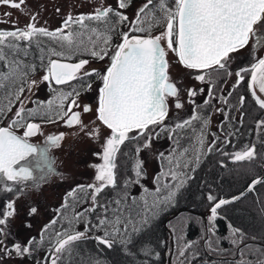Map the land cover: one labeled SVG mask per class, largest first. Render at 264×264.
Segmentation results:
<instances>
[{"label":"rangeland","instance_id":"1","mask_svg":"<svg viewBox=\"0 0 264 264\" xmlns=\"http://www.w3.org/2000/svg\"><path fill=\"white\" fill-rule=\"evenodd\" d=\"M14 2L19 3V0H14ZM168 2L169 5H172V0H168ZM145 3H147V0H131L128 7L124 9H120L118 7V0H24V3L20 8L12 7L10 4L0 3V30H15L16 28L23 29L27 24L32 22L31 17L35 16V24L37 27H44L52 31L62 27L63 21L69 13H71L73 17H76L81 14H92L95 9L99 7L111 6L115 11H119L126 15L128 20L119 22L115 16L109 17L108 22H106V27L110 28L112 31L109 32L107 29L106 31L102 30L99 32L101 34L107 33L111 36L110 41L106 45L107 47L102 43L103 35L100 37L96 36L99 41L98 45L100 49L101 47L106 48L107 55H105L103 59H99L97 57L90 56L93 48H85L89 53V57H87L88 64L84 71L90 72L92 69H96L100 75H103L107 67L110 65V58L114 54L116 46L122 42L123 33L127 32L129 33V36L149 34L155 36L164 31V23L154 24L150 33H140L131 30L132 21L135 20L138 9ZM155 4L156 0H153V5L149 6L150 9L154 8ZM57 9H59V11H57ZM160 15L161 13L157 10L156 16ZM90 22L98 23V21ZM86 24L88 25L89 22H86ZM143 26L147 28V22H145ZM78 29H81V27L79 26L78 28L66 29L65 31L67 32L72 30L74 32H78ZM120 30L122 31V34L116 37L117 40L116 43H114L112 33L113 31L119 32ZM93 34L94 33L92 32L87 33L88 37ZM49 39L45 36L41 39L37 37L34 38L32 42L37 44V46H40L38 41L45 40V42H49V46H52L50 49L54 48L56 51H60L61 49L59 43L52 38ZM22 42L26 41H16V43L19 44V48L14 49L15 51L20 49ZM245 49L248 50L247 52H251L247 59L245 57L243 58L246 62L248 61V63L250 61H255L256 58L259 59L264 57V45L259 46V49L256 50L251 45H248ZM240 50L242 49L239 48L235 50L236 52L234 51L230 53V56L234 57ZM28 54L32 55L34 52L29 50ZM76 54L77 53H74L73 55ZM73 55L71 54V56ZM167 59L170 65L169 75L172 82H174L178 88L179 102L182 104V107L177 108L175 106L176 104L174 100L177 101V97H169V102H167L168 113L161 124L165 130L160 131L158 136H154L152 133L153 137H151L150 147L141 148V155H143L144 158L145 172L141 177H139V182H136L137 177L134 181H132L133 197L136 202L141 201L144 205L143 207L146 209V212L148 211L151 215H155L161 211L160 203L158 206L157 202H159L160 198L165 197L164 195H160L159 197L157 196V188H159V191H163L164 193L166 191L167 194H169V192L175 191V185L180 181H184L183 184L189 183L192 178V174H196L197 176L198 167L202 161L205 160L209 150L207 148L210 144L214 140H219L218 137L220 133L223 132V136L220 139L223 140L227 132H229V125L231 122L225 115H229V113H227V108H230V114L232 117L236 116L239 118L242 112V121H246L243 123L244 126L251 125L253 116L257 113L256 108L248 105L250 103V98H246L247 105L240 104L239 97L236 95L229 96L230 92L225 89L226 86L231 88V86L234 85L237 79L236 71L238 70L240 62H237L235 59L227 61L231 62L228 64V73L227 69H213L210 71L209 69H188L181 65L176 54L170 50L168 51ZM17 63L18 61L14 64ZM224 63L226 62L224 61ZM9 69L11 70V68ZM46 70L47 68L41 69L36 73H29L26 78L24 77V79L21 80L20 83L15 81V93L21 87H23L24 91L19 95L18 99L16 97L10 105L7 104L5 115L0 119V127L9 126L10 122L15 118L16 111L21 106V101L23 102L25 109H36L39 107V114H42V112L46 109L47 102L49 100H54L55 102L52 108L54 111L59 110V100L56 98L58 94L61 93V90L57 89L53 85L52 81L51 86L49 82L42 81L41 78L46 74ZM197 75H204L205 80H197L195 78ZM17 76L14 80L17 79ZM207 76L209 80L207 79ZM213 77L214 79L216 77H220L222 79L218 80V83L217 80L213 79ZM32 81H36L37 83L33 85ZM94 82L95 84L93 85L97 84L96 89L102 83L101 79L97 75L94 77ZM199 83H201L200 86L198 85ZM204 83H207L208 85L204 87ZM213 83L216 84L213 91L214 93L212 92L211 96H209L208 93L206 96V91L208 92V90L211 89ZM194 87L197 88L195 90L197 94L194 96L193 101L188 95V92L189 90H193ZM87 89H89V87ZM201 89L203 91H201ZM233 91H237L239 95L242 93L241 90L237 89ZM221 93L225 97H228V99H230V97H234V99L229 103L232 107H229L228 103H224L221 100ZM216 94L220 95L217 96ZM208 97L209 103L205 104L204 100L206 98L208 100ZM86 99V95L81 94L78 101L83 102ZM38 101H42L44 104L38 105L37 103H34ZM65 111H68V107ZM194 112L197 115H202L200 116V119L202 120L199 123L200 129L192 128L189 130L190 132H188V134L185 133L182 134L183 136H174L173 138H170L169 135L173 130L179 132V129H175L176 124L182 123L184 120H187L188 117L191 118ZM221 119L222 124L220 123ZM226 119H228V121ZM81 120L85 126L83 128L78 125L71 127L64 126V120L58 119L55 115L52 119L37 122L40 124V132L28 139L40 145V152L47 147V158L45 159L42 157L40 153L36 157H29L28 161L30 165L35 166L36 170V176L33 179L18 181L8 180V182L1 186L0 218H3L2 214L8 211L7 205L9 203L13 204L15 211L14 215L8 218L7 224L3 226L6 229V236L0 237V239H3L4 241L3 244H0V264H51V259L54 258V255L59 256L61 254H55L57 233L62 234L60 238H63L71 233L84 232L87 222V215L84 208L87 205L91 207L93 203L92 200L87 203V200L85 201L84 197L89 191L92 192V190L85 189V191L82 192L78 191L77 193L79 194L76 193L75 196L68 197L67 202H65V197L67 193L73 188H76L77 185L97 183L94 180L96 170L91 167V165L102 163L100 157L94 154L102 152V145L105 138L110 134V130L96 119L95 111L88 112L86 114L84 112ZM205 120L208 121L207 128L205 127ZM29 121L31 120H26L25 123ZM217 123L219 124L218 126H216ZM14 128L17 132L23 135V127ZM153 128L155 131V126H153ZM95 129L99 130L98 137L88 135V133L93 132ZM53 133L65 134L63 140L60 141L59 146H54L47 142V136L51 134L53 135ZM263 133L264 132H260V136ZM129 135L132 137V144L134 143L138 147L140 145L141 147L144 145L145 142H143V140H139L138 142L135 141L142 135L140 130H133L129 133ZM202 136L203 143L201 144L200 141ZM258 148L260 155L258 158L264 159V148ZM161 153H163V157H161ZM118 155L119 153L117 154V157ZM197 156H199L198 164L196 163ZM258 158L256 161H258ZM244 166L248 169L251 167L247 166V164ZM260 169H262V167H258V170ZM172 172L176 173V180H173L171 175ZM243 172L246 173V171ZM249 174V179L261 175V173L255 174V171H249ZM158 175L160 176V179L157 182L156 177ZM243 175L245 174L243 173ZM3 178L2 174V176H0V180L2 181ZM9 188L11 191H8ZM263 189L264 187H260L261 191H263ZM151 198H154L156 202L153 201L150 203ZM262 198L263 202L264 197ZM33 207L37 209V212L30 214V209ZM209 209L206 215L211 214L209 213ZM253 210L255 211L254 214H257V209L255 207ZM175 215L176 216L167 222V227L174 233V251L172 253L171 261L173 264H193L192 260L196 257V255H193L189 246L186 247V245H191V241L186 238L185 233V228L187 224L191 222L190 220H192L193 217H187L186 213H176ZM207 219L205 222V228H207L206 236H210L209 233L213 231V226L217 224L214 221L210 223L209 219ZM53 220H55L54 224L51 223ZM237 221L242 223L241 225H243L242 228L244 231L249 232L252 235L244 234L245 236H243L239 232L234 234L232 228L228 227V232L220 237L219 241H221V243L216 246L214 252L219 251L217 255L222 256L236 255L240 248L239 245L249 240L248 238H252V240L257 241L258 243L249 244V247L246 249L245 245L243 250L245 249L246 252L243 253L246 256H251V253H253V256H259V258H262L261 261H264V247L262 246L264 243L261 244L264 242V229L262 232L259 231V226H256L257 228H255L245 221L244 223L239 219ZM195 223L204 226L203 220H201V222L195 221ZM45 225H49V227L45 229ZM233 225L235 226L236 222ZM41 236H43L42 242L44 240L45 245L43 248L38 247L37 251H34V249L31 248L32 250L30 254L18 256L12 249V246L17 242L27 246V242L31 238H35L40 244ZM206 236L205 238H207ZM260 240L261 243L259 242ZM47 242H53L54 248L50 249L51 246H49V244L47 245ZM4 249H8L9 252L4 251ZM181 250H183V255H181ZM170 251L171 249H168L166 252L168 255L166 256V264L169 263L167 260L169 259Z\"/></svg>","mask_w":264,"mask_h":264},{"label":"snow or ice","instance_id":"2","mask_svg":"<svg viewBox=\"0 0 264 264\" xmlns=\"http://www.w3.org/2000/svg\"><path fill=\"white\" fill-rule=\"evenodd\" d=\"M131 0H118V7L124 9L128 7ZM0 3L10 4L15 8H20L24 0H19V3L14 0H0ZM153 0H147V3L142 5L137 13L135 20L132 21V31L134 32H149L154 24L164 23V31L160 34L152 35H132L125 32L122 34V42L116 46L114 54L110 58V65L107 67L103 75L96 69L90 72H83V76H91L96 74L102 81V86L99 88L97 97V106L95 108L96 119L110 130V134L105 138L102 145V152L95 153L102 160V163L93 164L96 170L94 177L95 182L88 185H77L69 191L65 197L67 202L68 197H73L78 191H85L91 189V199L95 202L97 194L101 193L106 187L116 186V172L117 168L116 158L120 151L121 145L126 141L132 139L129 133L133 130H140L141 134L149 129V126L162 124L168 113L166 100L168 97H177L176 107L181 108L182 104L179 102L178 88L172 82L169 75V61L167 59L168 51H172L178 57L181 65L188 69L206 70L214 66L225 68L224 60L229 57V54L248 44L250 38L254 39L257 46L264 45V0H172V5H169L168 0H156L154 8ZM161 13L156 16V11ZM59 11V9H57ZM110 14L114 15L119 22L128 20V17L119 11H115L111 6L96 8L92 14H81L73 17L71 13L63 21V25L55 30H48L44 27H37L35 24L36 17H31L32 22L26 25L25 28H16L15 30H0V60H5L4 48L18 49L19 44L16 41H26L29 44L34 38L45 36L54 39L60 45V51L54 48L48 50L49 57H67L74 54L83 44V40L76 43L77 37H82L83 32H74L72 26L79 25L81 29H87L88 25L85 21H99L108 22ZM147 22V28L143 25ZM260 25V29H256V25ZM97 37L103 35L102 43L106 46L111 39L107 33L101 34L97 29L90 30ZM111 29H109V32ZM89 42L95 45L96 41L89 36ZM163 42V43H162ZM75 44V48H74ZM43 52L44 50L41 49ZM25 55L27 51L25 50ZM91 55L99 59H103L107 55L106 48H101L99 51L93 47ZM43 61L44 56L40 57ZM88 64L87 60L81 59L78 63H67L61 59H48L46 74L41 78L42 81L50 83L54 81L57 85L67 84L81 76V70ZM18 67V65H17ZM35 69V65L31 66ZM16 70H12L9 74L0 73V88L4 87L3 81L9 79L10 76H16ZM26 76V73L19 72V77ZM239 84L244 77L237 73ZM197 80L204 81V75H197ZM251 80L253 85L259 86V91L264 93V58L259 59L258 63L252 65ZM15 81H13L14 83ZM37 82L32 81L35 85ZM252 85H250L251 87ZM87 87H91L87 85ZM24 91L23 87L16 92L17 99ZM201 91H203L201 89ZM195 90H189L190 97L196 96ZM73 95L78 96L79 92L73 89L72 92L59 93L57 98L59 100L58 111H54L52 106L54 100H49L45 109L46 114L55 115L58 119L64 120V123L69 127L78 125L85 127L81 120V112L72 111V107H79L75 99L72 100L68 106V111H64V101ZM212 95L209 89V96ZM231 93H229V96ZM255 95V91H253ZM224 103H227L225 97H221ZM256 102L261 108H264V99L256 97ZM38 105H43L44 102H34ZM209 101L206 100L205 104ZM240 103H244V97L240 98ZM93 109L90 105H83V112L88 113ZM4 109L0 108V112ZM40 113V108L25 109L21 101L20 108L15 113V118L7 127H0V173L5 174L9 180H17L18 178L28 179L32 176V170L21 167L17 169L14 167L20 161L38 152L37 146L29 143L28 137L34 136L40 132V124L34 122H27L29 117ZM227 116V114H225ZM200 119V116L193 114V116L184 120L182 123H177L176 128H183L190 125L193 120ZM205 126L208 121H204ZM14 127H23V135L16 134L13 131ZM257 128H264V119L258 121ZM163 130V129H162ZM64 133L47 136V142L54 146H59L60 141L64 138ZM90 136H99V130L95 129L88 133ZM151 137L145 141L143 147H150ZM201 144L203 143V136L201 137ZM140 147L136 148L139 153ZM212 149L209 148V151ZM47 147L40 152V155L47 158ZM163 157V153L160 154ZM256 155L255 146H246L244 150L237 151L232 154L235 161H251ZM142 161L137 160L134 166L137 181L142 176ZM196 163H199V156L196 157ZM39 166V165H37ZM173 180L177 179L175 172L171 173ZM160 176L156 177L157 182ZM129 181H125L128 184ZM184 181H180L175 185V191L169 192L165 197L166 201H171L178 191L183 186ZM264 183V178L253 179L248 185L247 191L254 190L257 184ZM8 191H11L9 188ZM159 192V188H157ZM240 196H233L231 199H219L209 194L208 200L215 203L210 209L209 222L215 221L218 215V210L222 206L239 200ZM120 203L119 200L116 201ZM8 211L2 214L0 218V237L6 236V229L3 227L7 224L8 218L14 215V206L12 203L7 205ZM88 209L87 211H93ZM59 211V210H58ZM37 212L35 207L30 209V214ZM82 215V214H77ZM120 217L117 216L114 221H109L107 218L100 219L99 225L104 226L103 236H96L95 240L108 248H112L114 244L119 243L124 250L129 251L128 245L133 243L132 234L127 232V225H125V235L117 236L120 233ZM51 223H55L53 220ZM140 225L148 223V217L145 216L139 221ZM111 224V229L108 225ZM49 225H45L47 229ZM141 229L133 227L132 232L137 233ZM87 231V229H86ZM85 232H75L72 235H66V238H60L62 234L57 233L55 254L62 253L70 249L73 242L86 238ZM233 233L239 232V229H233ZM43 239V236H41ZM3 239H0V244H3ZM35 238H31L27 242V246L17 242L12 246V249L18 256H24L31 253V246L34 244ZM190 245H186L188 247ZM146 251L147 250L142 249ZM4 251L9 252L8 249ZM183 255V250H181ZM59 256L51 259V264H57ZM96 264H99L97 261ZM260 264H264L261 261Z\"/></svg>","mask_w":264,"mask_h":264},{"label":"trees","instance_id":"3","mask_svg":"<svg viewBox=\"0 0 264 264\" xmlns=\"http://www.w3.org/2000/svg\"><path fill=\"white\" fill-rule=\"evenodd\" d=\"M113 16L114 15L110 14V17ZM86 22H89L90 24H88L87 29L77 30L78 32H83L84 35L82 37H77L76 43L82 39L83 44L80 45L79 49L74 52L77 53L76 55L72 54L73 56H69L73 59L89 57V53L85 48L95 47L97 51L100 50L98 45L99 41L97 40L95 34L92 35L93 37L91 36L93 41H96L95 45L89 42L87 33L91 32L90 30L92 28L97 29L98 32L110 29L106 27V22L103 23L98 21V23H91L90 21H85V23ZM78 27L79 25L75 24L72 26V28ZM117 31H113L112 33L114 43H116V37L122 34L121 30L119 32ZM41 38L42 37L39 39ZM38 42L40 46H37V44H34L33 42L30 44L29 42H22V45L18 51L9 49L7 47L4 48L6 58L5 60H0V73L9 74L12 70H16L17 75L22 71L26 73V76L19 77L16 80H14V78H16L17 75L13 77L10 76L8 80L3 81L5 86L0 88V108H3L4 111L0 112V119L5 115L7 104L10 105V103L16 98L14 88L15 82L13 83V81H18L20 83L21 80L24 79V77L26 78L29 73H36L41 69H46L48 59L55 58V56L49 57L48 50L50 48L49 44L47 46L45 43V40ZM41 49L44 51L42 52ZM25 50L27 51V55H25ZM29 50L33 51L34 54H28ZM41 56H44L43 61L40 59ZM90 56L92 55L90 54ZM16 61H18V63L14 64ZM32 65H35L34 70L31 69ZM9 68H11V70ZM52 117L53 116H44L40 117L39 119L47 120L52 119ZM154 126L155 131L153 126H149V129H147L135 141L138 142L139 140H143V142H145L149 137H153L152 133L154 136H158L160 131L165 130L161 124ZM177 129H179V132L173 130L169 135L170 138H173L174 136H183L182 134L186 133L185 128ZM137 147L138 146H136L134 143L132 144L130 139L129 141H126L125 144L120 148L119 155L116 158L117 168L115 169V187H106L101 193L97 194V199L95 202L91 199V191L86 194L84 197L85 201L87 200V203L91 200L93 201L91 207L87 205L84 208L87 215V222L84 230L85 232L87 229L86 238H82L81 240L73 242L69 250L62 252L59 255L57 264H96L97 261L99 264H166V256H168L166 252L171 246L170 231H172L167 227V222L176 216V213H186L187 217H193V219L190 220L191 222H189L185 228L186 238L191 241L189 249L193 252V255H196V257H194L192 260L193 264H221L222 261H225L227 264H235L236 260L215 257L221 255H217L219 251L214 252V249L216 246L220 245V237H222L223 234H226L228 232V227L235 224V222L237 223L238 219L248 222L250 225L255 226V228H257L256 226H259V231L263 232V198L261 197V200H256L251 197L249 193L240 198L238 201L236 200L230 204L222 206V208L218 210L217 218L214 221L217 225L213 224V231L209 233L210 236H206L207 228H205L206 225L202 214H206L208 209L215 203L214 201L208 200V195L211 194L217 197L218 201L219 199L233 196L242 190L241 188L235 186V184H229L230 182H226L224 180L222 175V167L217 162H212V160L215 159L213 157L218 158L220 154L218 151H210L206 155L205 160L199 165L197 176L192 177L189 183L183 184V186L178 191H176V195L174 197L175 199L173 201L165 200V197L169 195L166 191L165 193L163 191L157 192L158 197L160 195H164L165 197L160 198V200L158 199L159 202H157L158 206L160 203L161 211L155 215H151L148 213V211L146 212V209L143 207L144 205L141 203V201L136 202L132 194V181L136 179L134 166L137 160L143 162L142 172H145L144 158L143 155H141L142 149L139 153H137ZM139 147L143 148V145L142 147L141 145ZM257 165L259 168L261 166L264 168L263 161L261 160L257 162ZM260 171H262V169L258 170L257 174L261 173ZM243 180L241 182H243V186L245 187L249 181ZM125 181H129V183L125 184ZM236 182H238V180ZM117 200L120 201L119 204L116 203ZM153 201H155V199L151 198L150 203ZM254 207L257 209V214H254ZM88 209L94 210L87 211ZM117 216L120 217L121 221L120 224L117 225V227H119L121 230L117 236V239H119L120 236L125 235V225H127V232L132 234L133 243L128 245L129 251L124 250L123 246L119 243L114 244L112 248H108L102 244H99L95 240L96 236H103L105 230L104 226L97 227V225H99L100 219L107 218L109 221H114ZM145 216L148 217V223L141 226L139 221ZM206 216L207 219L210 215ZM201 220H203L204 226L195 223V221L201 222ZM133 227H139L141 230L137 233H133ZM108 229H111V224L108 225ZM205 236L207 238H205ZM259 242L261 243V240ZM263 243L264 242L261 244ZM48 244L51 246L50 249L54 248L53 242H47V245ZM44 245V240L42 242L41 239L39 244V242H37L35 239V242L31 248H33L34 251H37L38 247L43 248ZM262 246L264 247V245ZM142 249L147 250V254L146 251Z\"/></svg>","mask_w":264,"mask_h":264},{"label":"flooded vegetation","instance_id":"4","mask_svg":"<svg viewBox=\"0 0 264 264\" xmlns=\"http://www.w3.org/2000/svg\"><path fill=\"white\" fill-rule=\"evenodd\" d=\"M255 27H256L257 30L260 29V25L259 24H257ZM40 37H44V36H39L38 38H40ZM46 38L49 39V37H46ZM45 43L48 46L49 42H45ZM248 45L249 46L251 45L252 47H254L255 50L259 49V46H257L255 44L254 39L250 38L248 44L243 46V47H241L242 50H240L234 57H231L230 54H229V57L225 58V60H224L226 62L225 63V68L221 69L218 66H214L213 68L209 69V71L213 70V69L214 70H216V69H218V70L227 69V71H228V64H230L231 62H227V61H232V60L235 59L237 62H240V65H239L238 70L236 72L240 73V75H242L244 77V79L240 80L239 84H237V80H238V76H237V79H236L234 85H232L231 88L229 86H226L225 89L228 90L231 93L230 96H235L236 95L237 97H239V100H240L241 97H244V103L243 104H245V105H247L246 104V98H250L249 99L250 103L248 105L253 106L254 108H256V112L257 113L254 114L253 119H252V124L249 125V126H244L243 123H245L246 121H242V118H243L242 112H241L239 118H237L236 116L232 117V115L230 114V108L229 109L227 108V110H228L227 113H229V115L227 114L226 117H228L230 122H231V124L229 125L230 126V130H229V132H227V134H226V136L224 137L223 140H220L221 137L223 136V132L220 133L219 137H218L219 140H214L210 144V146L207 148V149L211 148L212 149L211 152L212 151L213 152L218 151V153L220 154V156L218 158L213 157L215 159H213V158H211V159H213L212 162H215V163L217 162L222 167V175H223L224 180L226 182H230L229 184H235V186H237L238 188H241L242 190L245 189L248 186V184L253 179H255V178L259 177V176H264V168H262L263 172H261V175L255 176V177L250 178V179H249V176H248V175H250L249 171H251V172L255 171V173H257L258 167H259L257 165V162H259L261 160V161H263V164H264V159L263 158H261V159L258 158L260 156L258 147L264 148V133L261 135L262 137L260 136V132L261 133L264 132V128H257L258 121L264 119V108H261L259 106V104L256 102V97L257 96H259L260 99H264V93L260 92L258 84L257 85H253L252 80H251L252 65L258 63L259 59H261V58H259V59L256 58L255 61H250L249 63H248V61L246 62V60H244L243 58L245 57L247 59V57L251 54L250 51L247 52L248 50L245 49V48H247ZM51 47L52 46H49V48H51ZM55 58L61 59V60L72 61V62L79 61L81 59H84V60L88 61V58H77V59H73L72 57H55ZM55 58H52V59H55ZM86 66L87 65H85L84 69L86 68ZM84 69L81 70V76L79 78H77L75 80H72V81L68 82L67 84L57 85L54 81H52L53 85L57 89H60L61 92H63V93L72 92L73 89H75L76 91L79 92L78 96L73 95L71 97H68L67 100H65V102H64V111L67 109L68 104L70 105L72 100L75 99L77 101V104L79 105V107H72V111L81 112V118H82V115L84 113L83 112V105L88 104L93 109L91 112L95 111V108L97 106V97H98L99 88L102 86V83H101L99 85V87H97V89H96L97 84L93 85V84H95L94 77L96 76V74L84 77L83 76V72H86V71H84ZM228 73H229V71H228ZM207 79L209 80L208 76H207ZM213 79H214V77H213ZM221 79L222 78H220V77H216L214 80H217V82L219 83L218 80H221ZM89 84H90L91 87L89 89H87L88 88L87 85H89ZM198 85L200 86L201 83H199ZM207 85H208L207 83H204L203 86L206 87ZM215 85H216L215 83L212 84V87H211V91L212 92L214 91ZM250 85H253V88H252V86L250 87ZM196 89H197L196 87L193 88V90H196ZM236 89L237 90H241L242 93H240V95H239V93L237 91H233V90H236ZM253 91H255V95H253ZM208 93H209V90H208V92L206 91V96L208 95ZM81 94H84L87 97V99L84 100L83 102L78 101V98H79V96H81ZM216 95L219 96L220 94H216ZM221 95H222V97H225L222 93H221ZM193 98L194 97H191V99L194 101ZM225 98L227 99L228 106L232 107V105L230 106L229 103H230V101H232L234 99V97H230V99H228V97H225ZM206 100H207V98L204 100V102ZM208 101H209V97H208ZM167 102H169V97L166 100V103ZM174 102L176 104L177 101L174 100ZM259 112H260V114H259ZM235 115H236V113H235ZM36 116L29 117L28 120H31L29 122L37 123L39 121H44V120H40L39 118L40 117H44V116L47 117L48 115H46V112L43 111L42 114H38ZM49 116H54V115H49ZM199 116H202V115L199 114ZM259 116H260V118H259ZM188 119H190V117H188L187 120ZM226 120L228 121V119H226ZM201 121H202L201 119L193 120L190 125H187V126L183 127V129L185 128V132L187 134H188V132H190L189 130H191L192 128L200 129L199 123ZM220 123L222 124V119H221ZM63 125L64 126H68V125H66L64 123V121H63ZM218 125L219 124L217 123L216 126H218ZM205 127L207 128V125ZM13 130L16 131L15 128ZM17 133L19 135H21L19 132H17ZM57 134H59V133H53V135H57ZM28 138H30V137H28ZM29 141L32 142L33 144L37 145V147H38V152L37 153H33L31 156L32 157L38 156V154L40 153V150H41L40 145L35 143V142H33V141H31V140H29ZM253 145L255 146V150H256V155H255L254 159H252L251 161H249V160L235 161L233 159L232 154H234L237 151L244 150L246 146L251 147ZM208 152H210V151L208 150ZM29 157H27L26 159L20 161L19 164L15 165V166L16 167H20V166L30 167L31 169L34 170V176L31 177V178H28V179L18 178L17 180H9L7 178V176L5 174H3L4 178H3L2 181L0 180V188H1V186L4 183L8 182V180L9 181L30 180V179H33L36 176L35 166L30 165V163L28 161ZM257 158H258V161H256ZM246 164H247V166H251L250 169H248L247 167L244 166ZM243 171H246L247 174L245 172H243ZM243 173L245 175H243ZM0 176H2V173H0ZM195 176H196V174H192V177H195ZM243 179L245 181L246 180L249 181V182H247V185H245V187L243 186V182H241ZM237 180H238V182H236ZM260 187H264V183L257 184L253 191L247 192L246 194L250 193L251 197H253L254 199L261 200V197H264V189H263V191H261ZM245 195H243V196H245ZM243 223H244V221H243ZM241 224L242 223L237 221L236 225L235 226L234 225H230V228L239 229V233L241 235H243V236L252 235L251 233L244 231L243 228H242L243 225H241ZM248 239L249 240H247L245 243L243 242V243H241L239 245L240 248L237 251L236 255H233V256H226V255L222 256L221 255V256H215V257H219V258H222V259L228 258V259L236 260L235 264H260L262 258H259V256H253V253H251V256H246L243 253V252H246L245 249L247 247H249L248 246L249 244H257L258 243L257 241L252 240V238H248ZM245 245H246V247L243 250ZM221 264H227V263L225 261H222Z\"/></svg>","mask_w":264,"mask_h":264},{"label":"water","instance_id":"5","mask_svg":"<svg viewBox=\"0 0 264 264\" xmlns=\"http://www.w3.org/2000/svg\"><path fill=\"white\" fill-rule=\"evenodd\" d=\"M55 59H57V58H55ZM63 62H67V63H78L79 61H74V62H72V61H67V60H62ZM252 88H253V85H252ZM257 97H259V96H257ZM260 98V97H259ZM1 127H6V126H1ZM14 131V130H13ZM16 132V131H15ZM16 134H18L17 132H16ZM19 135V134H18ZM29 141V140H28ZM29 143H31V144H33L32 142H30L29 141ZM34 146H37V145H35V144H33ZM38 148V147H37ZM14 167H16V166H14ZM21 167H25V168H29V169H31L30 167H27V166H20V167H16L17 169H19V168H21ZM32 170V176L31 177H33L34 176V170L33 169H31ZM30 177V178H31ZM264 176H259V177H257V178H263ZM257 178H255V179H257ZM251 183V182H250ZM249 183V184H250ZM248 184V185H249ZM247 188H248V186L245 188V189H243L241 192H239V193H237V194H235V195H233V196H240V194L241 193H244V195L248 192L247 191ZM233 196H230V197H227V198H222V199H231ZM242 197V196H241ZM240 197V198H241ZM236 201V200H235ZM213 206V205H212ZM211 206V207H212ZM211 209V208H210ZM210 209H209V213H210ZM203 215V217H204V221L206 222V214H202ZM72 234H74V233H71V234H69V235H72ZM170 235H171V239H170V241H171V251H170V253H169V259H168V262H169V264H172V253H173V251H174V238H173V233H172V231H170ZM63 238H66V236L65 237H63Z\"/></svg>","mask_w":264,"mask_h":264}]
</instances>
